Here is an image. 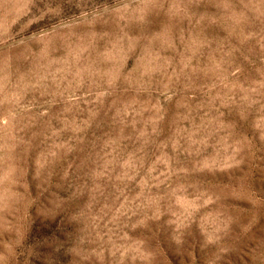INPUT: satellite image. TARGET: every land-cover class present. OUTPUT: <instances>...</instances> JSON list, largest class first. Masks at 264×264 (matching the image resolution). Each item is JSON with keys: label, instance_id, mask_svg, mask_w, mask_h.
Listing matches in <instances>:
<instances>
[{"label": "rangeland", "instance_id": "374dc122", "mask_svg": "<svg viewBox=\"0 0 264 264\" xmlns=\"http://www.w3.org/2000/svg\"><path fill=\"white\" fill-rule=\"evenodd\" d=\"M0 264H264V0H0Z\"/></svg>", "mask_w": 264, "mask_h": 264}]
</instances>
